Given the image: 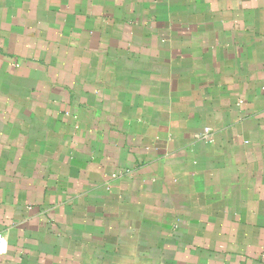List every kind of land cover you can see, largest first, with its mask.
Listing matches in <instances>:
<instances>
[{"label": "crops", "instance_id": "0c3cea01", "mask_svg": "<svg viewBox=\"0 0 264 264\" xmlns=\"http://www.w3.org/2000/svg\"><path fill=\"white\" fill-rule=\"evenodd\" d=\"M0 234V264H264V0H0Z\"/></svg>", "mask_w": 264, "mask_h": 264}, {"label": "built area", "instance_id": "2783aa9c", "mask_svg": "<svg viewBox=\"0 0 264 264\" xmlns=\"http://www.w3.org/2000/svg\"><path fill=\"white\" fill-rule=\"evenodd\" d=\"M202 136L207 140V142L210 143L212 142L209 128L204 129ZM4 252H5V236L3 234H0V255L4 254Z\"/></svg>", "mask_w": 264, "mask_h": 264}]
</instances>
